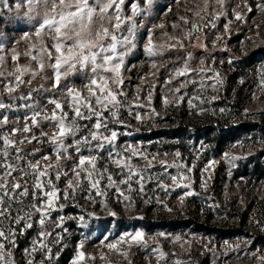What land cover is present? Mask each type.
<instances>
[{"label": "rangeland", "instance_id": "1", "mask_svg": "<svg viewBox=\"0 0 264 264\" xmlns=\"http://www.w3.org/2000/svg\"><path fill=\"white\" fill-rule=\"evenodd\" d=\"M130 2L140 4L146 11L134 17L137 28L133 46L125 57L122 87L129 100L142 103L144 107L134 108L131 115L127 110H121L120 119L130 127L111 126L122 133L117 149L131 145L149 159L156 157L152 161L154 167L149 170L154 176L160 175L171 191L166 193L157 188L153 180L146 184V196L131 192V202L118 200L115 189L109 190L103 198L93 191L90 194L93 199H89V193L85 191L77 190L74 197L67 200L61 193L58 203H64L66 207L63 211L53 212L52 220L65 216L64 227L68 232L62 233L63 246L53 247L55 259L51 264H70L80 241L84 242L83 251L89 257L85 264H173L175 259H180L183 264H264L260 259L264 256V87L259 84L264 71V10L257 7L264 4V0H222V3L221 0H153L151 6L144 0H125L122 7L128 15H131ZM248 6L253 9L251 12ZM38 12H29L27 0H0V57L3 58L0 73H4L0 76V100L20 105L25 101L19 97L29 92L41 103L47 97H61L71 118L72 104L64 98L66 90L75 88L82 93V98L87 97L86 86L93 73L90 68L78 67L61 79L59 88L52 87L54 72L51 63L45 57V66L39 70L37 62L32 59L37 55L34 48H39L41 43L50 48L53 43L47 35L43 39L35 35L43 9ZM236 13H241L244 19L236 20ZM209 14L220 15V19L215 20V27ZM194 25L198 26L197 29L193 28ZM127 27V24L123 25L122 30ZM149 35L159 55L150 57L144 51ZM14 56L18 59H13ZM186 60L192 68H204L205 76L191 72L184 77L172 76V82L166 83L174 69ZM18 68L31 71L24 73V83L9 97L4 84L13 78L9 74ZM215 72H219L218 79L222 83L216 82ZM193 80L197 83L193 84ZM202 80L206 86L199 89ZM175 88H181V93L174 95L172 89ZM137 90L138 100L135 99ZM150 90L152 100L148 102ZM196 94L205 98L216 96L217 99L203 104L194 101L197 108L190 109L186 101ZM180 95H184L185 101L176 106ZM165 97L168 103L164 102ZM199 108L207 110L199 112ZM221 108L225 109L223 113L219 111ZM153 109L158 115L153 114ZM26 111L30 110L4 109L0 110V116L6 114L13 122L19 117V126L22 127ZM136 112L140 113L142 122L134 118ZM80 123L91 127L93 121ZM11 127L12 123L0 131ZM40 128L47 133L57 131L48 122H41ZM228 129L232 131L227 132ZM39 130L33 128L37 134ZM24 135L27 134L17 133L15 138L21 139ZM68 142L71 143V138ZM23 148L26 153L38 148L36 159L48 153L51 163L56 162L52 145L47 142L33 141L24 144ZM69 151L71 158L62 161L64 170L69 173L79 155L92 154L83 147L79 154L72 149ZM177 151L181 153L180 157L175 155ZM226 152L244 158L235 162L236 167H231L224 158ZM100 156L97 166L107 167L119 179L120 170L108 160L107 149ZM161 159L185 165V176L191 179L183 183H191V189L199 195L181 200L188 189L177 187L168 176L162 175L165 169L159 164ZM213 160L216 163L210 165ZM131 163L138 168H149L147 160L139 157L133 158ZM206 167L207 172L204 171ZM168 171L176 174L177 169L169 168ZM66 179L56 182L59 189H65ZM104 183L102 181L101 187ZM147 197L153 198L151 202H145ZM31 200L29 195L24 203ZM111 212L116 216L112 217ZM81 215L85 217V227L78 219ZM170 221L188 222L178 230H172L168 224ZM0 226L7 228L9 225L5 221ZM47 227L51 230V225ZM137 230L145 231L147 248L122 244L118 246L120 251H115L106 246L125 232ZM39 231V225L34 224L26 234L17 235L18 247L13 249L17 264H26L28 257L24 249L30 247ZM160 232L166 236L158 235ZM231 234L234 236L225 237ZM176 236L181 237V242L174 239ZM154 248L167 253L168 260H160L158 253L152 250ZM123 251H127V257L120 254ZM36 259L41 256L36 254ZM45 264L49 262L45 260Z\"/></svg>", "mask_w": 264, "mask_h": 264}, {"label": "snow or ice", "instance_id": "2", "mask_svg": "<svg viewBox=\"0 0 264 264\" xmlns=\"http://www.w3.org/2000/svg\"><path fill=\"white\" fill-rule=\"evenodd\" d=\"M144 2L151 6L153 0H144ZM27 3L30 13L39 14L38 10L43 9L42 21L39 22V28L35 35L41 39L47 35L53 41L50 48L46 43H41L39 48H34L37 55L32 56V59L37 62L39 70L45 66V57L51 63L54 72L52 87L59 88L61 79L75 72L78 67L90 68L93 78L86 86L88 88L87 97L82 98V93L75 88L66 90L64 98L70 100L72 104L71 118L69 112L65 110L61 97H47L45 102L41 103L33 97L32 92H29L27 95L19 97L20 100L25 101L20 105L0 100V110H30L25 112L22 127L19 126V117L13 122L6 114L0 116V128L12 123L9 130L0 131V169H2L0 171V225H3L5 221L9 225L7 228L0 226V264H17L13 255V249L18 247L15 238L17 235L26 234L34 224L39 225L40 231L31 241L30 247L24 249L28 257L26 264H45V260L51 264V261L55 259L53 247L63 246L62 233L68 232V229L64 227L65 216L60 215L55 221L52 220L53 212L63 211L66 207L64 203H58L61 193L63 199L67 200L74 197L77 190L85 191L89 193V199H93L90 195L93 191L96 196L103 198L107 196L109 190L115 189L118 200L131 202L133 197L130 193L135 191L146 196V184L153 180H155L157 188L166 193L171 191L169 186L162 182L160 175L154 176L149 170L154 167L152 161L156 157L151 156L149 159L147 155L131 145L117 149L116 145L122 133L111 126L130 127L120 119L121 110H127L131 115L134 108L144 107L142 103L129 100L127 93L123 90L122 69L128 50L133 46L135 39L137 24L134 17L141 15L146 9L138 3L130 2L128 7L131 15H128L122 7L125 0H91V2L90 0H27ZM257 7L264 10V4H258ZM252 10L251 6H248V11ZM209 15L212 26L215 27V20L220 19V15ZM234 18L243 20L244 16L241 13H236ZM181 20H185V18L181 17ZM185 23H187L186 20ZM125 24L128 27L126 30H122V26ZM197 27L193 26L194 29ZM189 36H191V32ZM25 38H27V34ZM147 39L148 43L144 46V51L150 57L159 55L158 48L152 43L151 35ZM53 51L56 53L55 56H53ZM2 59L0 57V60ZM13 59H18V56H14ZM231 62L230 59L229 63ZM153 67H155V63H153ZM30 71L28 68H18L15 73L9 74L13 78L5 81L4 84L5 92L9 97L20 84L24 83L22 80L24 73ZM191 72H198L202 77L205 76L204 68H192L186 60L179 68L174 69L166 83L172 82V76L184 77ZM106 73L112 75H105ZM32 74L35 73L32 72ZM3 75L4 73H0V76ZM219 76V72L214 73L216 82L222 83L218 79ZM191 82L197 83L195 80ZM259 84L264 87V71L261 72ZM205 86L202 80L199 89H203ZM181 91V88L172 89L174 95ZM135 99H139V90H137ZM147 99L148 102H151V90ZM215 99H217L216 96L205 98L196 94L189 97L186 102L190 109H195L197 104L194 101L203 104ZM184 101V95H180L176 106ZM164 102L168 103L167 97L164 98ZM49 105L52 107L49 108ZM206 110L205 108L198 109L199 112ZM219 111L223 113L225 109L221 108ZM152 112L158 115L154 109ZM134 118L142 122L139 112L135 113ZM80 121H93V123L91 127H88L86 124H81ZM41 122H48L57 131L45 132L40 128ZM33 128L40 129L39 134L33 132ZM82 131L84 134L81 135ZM17 133L27 135L16 139ZM69 138H71V143L68 142ZM33 141L39 144L47 142L52 145V152L56 157L55 164L51 163V156L48 153L36 159V153L40 151L38 148L27 153L24 151L23 145ZM82 147L88 148L92 154L79 155L78 160L72 165L71 173L64 170L62 161L71 158L69 150L72 149L79 154ZM106 149L108 160L120 170L119 179H116L107 167L99 168L97 166L101 159L100 153ZM175 155L180 157L181 153L177 151ZM223 155L231 167H236L235 162L244 158L230 155L227 152ZM136 157L147 160L149 168H138L133 165L131 161ZM41 161L45 163L42 164ZM214 163L216 161L213 160L210 165ZM159 164L165 169L162 175L168 176L177 187L188 189L180 197L181 200L185 197L199 195L191 189V183H183V181L191 179L190 176H185V165L176 162L169 163L164 159H161ZM169 168L177 169L176 174H171L168 171ZM187 171L190 173L191 169L188 168ZM204 171L207 172L208 168L206 167ZM62 178H67L63 190L59 189L56 183ZM102 181L106 182L103 187H101ZM85 185H87L86 188ZM133 185L137 187L134 188ZM29 195L32 200L25 204L24 201ZM152 199V197H147L145 202H151ZM162 206L166 207L163 204ZM167 211L171 212L172 209L167 208ZM89 215L94 214L89 213ZM110 215L115 217L116 213L111 212ZM78 219L81 226L85 227V217L81 215ZM139 219H143V217H139ZM48 225H51V230L48 229ZM56 229H60V231L57 232ZM158 235L166 236L164 232H160ZM145 237L146 233L143 230L125 232L118 240L108 243L106 246L115 251H120L118 246L122 244H127L129 247L135 244L147 248L148 243ZM174 239L181 242L180 236H176ZM83 248L84 242L80 241L70 264H85L89 257ZM152 250L158 253L160 260H168V254L161 249L154 248ZM36 254H39L41 259L37 260ZM120 254L125 257L128 255L127 251L120 252ZM92 258L95 259V257ZM260 259L264 261V256H261ZM173 264H183V262L180 259H175Z\"/></svg>", "mask_w": 264, "mask_h": 264}, {"label": "trees", "instance_id": "3", "mask_svg": "<svg viewBox=\"0 0 264 264\" xmlns=\"http://www.w3.org/2000/svg\"><path fill=\"white\" fill-rule=\"evenodd\" d=\"M229 131H232V129H228L227 130V132H229ZM188 221H186V222H178V221H170V222H168V224L172 227L171 229L172 230H178L179 228H181V226H185V224L187 223ZM197 223V222H196ZM179 224V225H178ZM180 224H182V225H180ZM197 225H198V223H197ZM201 226H203V225H201ZM216 230V229H215ZM218 231V230H217ZM227 236H229V237H233L234 235L233 234H231V235H225V237L226 238H228Z\"/></svg>", "mask_w": 264, "mask_h": 264}]
</instances>
